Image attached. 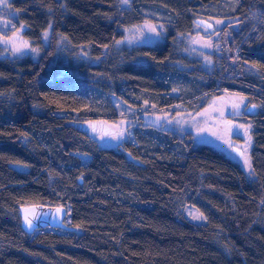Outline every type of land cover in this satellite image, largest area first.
<instances>
[{
	"label": "trees",
	"instance_id": "obj_1",
	"mask_svg": "<svg viewBox=\"0 0 264 264\" xmlns=\"http://www.w3.org/2000/svg\"><path fill=\"white\" fill-rule=\"evenodd\" d=\"M149 7L170 17L164 40L103 60ZM9 9L24 38H49L36 59L0 58V264H264V0H10ZM218 10L239 21L260 13L233 32L217 67L199 71L171 43ZM58 35L99 62L60 73ZM222 88L260 105L245 115L251 177L209 144L157 141L149 128L116 147L96 136L116 114L110 95L137 110L142 96L155 110L179 103L197 112ZM30 204L64 206L73 229L27 233L18 211Z\"/></svg>",
	"mask_w": 264,
	"mask_h": 264
},
{
	"label": "rangeland",
	"instance_id": "obj_2",
	"mask_svg": "<svg viewBox=\"0 0 264 264\" xmlns=\"http://www.w3.org/2000/svg\"><path fill=\"white\" fill-rule=\"evenodd\" d=\"M118 1L120 5L124 6H128L131 2V0H127V3L124 0ZM9 3L10 0H0V58L22 56L38 58L45 45H47L49 30L44 32L39 44L24 38L19 28L12 21L16 12L9 9ZM142 12L146 17L145 19L137 24L121 27V36L114 42L112 47L102 50L101 58L103 60L109 56L117 55L123 48L157 44L164 40L166 25L169 23L170 17L166 13L163 14L164 12L161 9L154 7L145 8ZM259 13V11H252L246 20L239 21L238 18L230 16L221 17L223 15L218 10L214 16L204 17L213 23L211 29L193 24L190 32L176 36L173 43H171L172 50L177 52L179 58L180 56L185 57L186 61L196 60L197 63L192 68L199 71H212L218 66L219 59L224 55L228 40L230 42L231 38L234 37L233 32H237L249 21L255 23L259 18ZM215 15L221 16L217 18ZM152 26H155L159 35L149 30ZM118 41L120 43H117ZM25 43L28 45L27 48L24 47ZM15 48H20L21 51H14ZM32 48L37 49V51H31ZM98 62L99 59L91 58L88 47H73L63 36H57L52 64L56 65L60 73L63 72L64 65H67L68 71L75 72L79 63L91 64ZM180 62L182 61L178 60L176 64L183 66ZM143 63L136 62V64ZM188 66L191 68L190 65ZM243 69L246 73L257 72L256 67L248 63H244ZM182 88L186 92L190 91V87L187 85ZM174 90L177 92L178 89ZM110 97L116 114L115 118L111 119L112 121L104 123L107 128L103 132L98 131L96 134L101 141L100 143L116 147V145L125 141L134 142L133 130L135 128L143 132L145 131L144 128H149L150 134L157 141L175 136L185 144L188 143L194 146L209 144L220 151L223 156L237 163L247 176H252V168L244 162L245 157H247L248 163L251 165L249 153L252 146L251 125L245 115L246 108L249 105H255L253 111L259 109L260 105L253 102L244 93L222 88L219 96L209 97L205 106L197 112L187 111L184 104L179 103L155 110L149 108L152 103L142 96L137 98L142 101V107L137 110L123 103L114 95H110ZM236 105H239V107H236ZM90 124V122L87 123L89 129H91ZM249 136H251V141L248 140ZM231 144L240 148L244 155H241V157L236 155L230 147ZM183 212L189 220L195 223H201L203 220L202 215L193 207L185 206Z\"/></svg>",
	"mask_w": 264,
	"mask_h": 264
},
{
	"label": "water",
	"instance_id": "obj_3",
	"mask_svg": "<svg viewBox=\"0 0 264 264\" xmlns=\"http://www.w3.org/2000/svg\"><path fill=\"white\" fill-rule=\"evenodd\" d=\"M194 22L197 25L203 26L208 29H211L213 27V24L209 20L204 18H199V17L195 18ZM253 105L254 104H251L246 108L247 113H251L254 110L255 107H253ZM232 151L236 155L241 157L240 153H242V151L240 148L233 146ZM58 208L60 209L59 212L57 211ZM18 213H19L21 227L27 233H32L34 230L44 227H54V228L59 227L65 230L73 229L72 227L68 226L65 223L66 209L64 206L30 204L19 207ZM26 215L33 222L34 227L31 229H29L25 224L24 218Z\"/></svg>",
	"mask_w": 264,
	"mask_h": 264
},
{
	"label": "snow or ice",
	"instance_id": "obj_4",
	"mask_svg": "<svg viewBox=\"0 0 264 264\" xmlns=\"http://www.w3.org/2000/svg\"><path fill=\"white\" fill-rule=\"evenodd\" d=\"M124 2L127 3V0H124ZM209 27H210V25H209ZM149 30H150L152 33H156V35H159V33L156 32V28H155V26H152ZM117 43H120V42L118 41ZM24 47H25V48L28 47L27 43L24 44ZM14 51H16V52H20L21 49H20V48H15ZM31 51L36 52L37 49L32 48ZM236 107H239V105H236ZM253 107H255V105H253ZM248 140L251 141V136L248 137ZM240 155L243 156L244 153H240ZM244 162H245L246 165H248L249 167H251V165L248 163V158H247V157H245V161H244ZM57 211L59 212L60 209L58 208ZM24 219H25V224H26V226H27L29 229H31V228L34 227L32 220L29 219V217H28L27 215L25 216Z\"/></svg>",
	"mask_w": 264,
	"mask_h": 264
},
{
	"label": "flooded vegetation",
	"instance_id": "obj_5",
	"mask_svg": "<svg viewBox=\"0 0 264 264\" xmlns=\"http://www.w3.org/2000/svg\"><path fill=\"white\" fill-rule=\"evenodd\" d=\"M232 144H234V143H232ZM232 144L230 145L231 148L234 146V145H232Z\"/></svg>",
	"mask_w": 264,
	"mask_h": 264
}]
</instances>
